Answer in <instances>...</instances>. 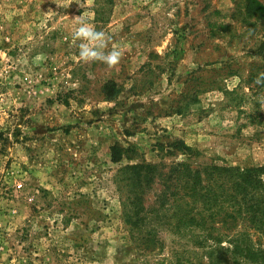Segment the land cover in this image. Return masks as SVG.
I'll use <instances>...</instances> for the list:
<instances>
[{
	"label": "rangeland",
	"instance_id": "1",
	"mask_svg": "<svg viewBox=\"0 0 264 264\" xmlns=\"http://www.w3.org/2000/svg\"><path fill=\"white\" fill-rule=\"evenodd\" d=\"M81 14L117 64L79 58ZM261 74L264 14L248 0H0V264H209L171 220L158 242L135 239L118 171L181 162L177 142L263 166Z\"/></svg>",
	"mask_w": 264,
	"mask_h": 264
},
{
	"label": "trees",
	"instance_id": "2",
	"mask_svg": "<svg viewBox=\"0 0 264 264\" xmlns=\"http://www.w3.org/2000/svg\"><path fill=\"white\" fill-rule=\"evenodd\" d=\"M248 4L251 11L264 14L260 0H248ZM171 146L182 151L181 162H140L118 171L124 176L123 187L134 196L129 197L134 209L126 211V218L135 239L143 245L158 242V229L171 220L172 233L195 248L208 249L204 258L209 264L222 262V250L231 253L232 264H264V243L257 247L249 231L264 236V165H220L180 142ZM156 179L163 181L160 201L144 207L145 192Z\"/></svg>",
	"mask_w": 264,
	"mask_h": 264
},
{
	"label": "clouds",
	"instance_id": "3",
	"mask_svg": "<svg viewBox=\"0 0 264 264\" xmlns=\"http://www.w3.org/2000/svg\"><path fill=\"white\" fill-rule=\"evenodd\" d=\"M76 27L73 32V40L78 43V56L84 61H102L109 66H113L119 62L123 52L120 46L113 45L110 50L108 42L112 40L109 33L97 27L90 22L89 18L83 14L73 18ZM264 76V74H261ZM257 83H264V79L257 78Z\"/></svg>",
	"mask_w": 264,
	"mask_h": 264
}]
</instances>
